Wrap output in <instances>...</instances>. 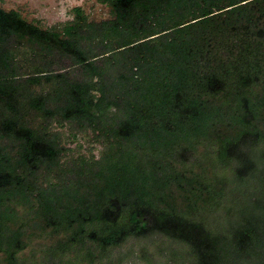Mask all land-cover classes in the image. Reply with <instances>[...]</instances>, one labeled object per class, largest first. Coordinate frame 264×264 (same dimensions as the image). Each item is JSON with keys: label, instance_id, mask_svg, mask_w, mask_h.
Segmentation results:
<instances>
[{"label": "trees", "instance_id": "trees-1", "mask_svg": "<svg viewBox=\"0 0 264 264\" xmlns=\"http://www.w3.org/2000/svg\"><path fill=\"white\" fill-rule=\"evenodd\" d=\"M97 3L43 29L0 0V264L154 234L264 264V0Z\"/></svg>", "mask_w": 264, "mask_h": 264}, {"label": "rangeland", "instance_id": "rangeland-1", "mask_svg": "<svg viewBox=\"0 0 264 264\" xmlns=\"http://www.w3.org/2000/svg\"><path fill=\"white\" fill-rule=\"evenodd\" d=\"M75 7L82 8L87 16L96 18H100L106 11L105 7L97 3V0H3V8L5 10H17L27 22L37 23L43 29L72 19ZM86 142L87 140L84 138L79 139L80 145L83 146V152L88 147ZM95 149L94 154L97 155L99 146L96 145ZM258 149L261 150L260 148ZM253 162L256 161L253 160ZM232 168L234 169L233 166ZM249 183V186L242 190L241 195L242 197L244 194L250 196V200H253L252 194L257 184L255 182ZM229 196L230 191L227 193V197ZM225 208L226 204L218 209L214 215L208 218L204 217V219L208 222H212L215 219L218 220L219 224L226 226L227 211ZM40 261L43 264H61L56 259L42 258L41 260L40 257ZM26 264L29 263L26 262ZM105 264H194V261L187 246L174 242L160 234H154L144 238L127 240L108 255Z\"/></svg>", "mask_w": 264, "mask_h": 264}]
</instances>
